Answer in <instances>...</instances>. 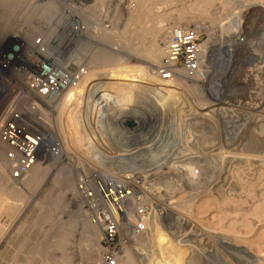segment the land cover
<instances>
[{
  "label": "rangeland",
  "instance_id": "rangeland-1",
  "mask_svg": "<svg viewBox=\"0 0 264 264\" xmlns=\"http://www.w3.org/2000/svg\"><path fill=\"white\" fill-rule=\"evenodd\" d=\"M42 1L46 3V0ZM52 1L58 2L57 7L59 6L60 15L58 19L50 24V27L55 30L50 39H54L57 42L61 41L65 47H70L68 52H71V55L62 58V55L59 56L57 53L60 50L55 48V46L50 49L51 51H49V53L54 56V59H58L59 62L72 72L79 69L83 70L85 67L83 63L77 64L73 61L70 62L72 59L71 56L74 53L73 46L75 45L73 44L74 41L69 43L68 40L77 34V30L82 31L84 28L87 30L92 28L91 31H93V28L100 27L106 31H116L115 33H119V39L117 37L115 41L119 42V44H130L132 40L136 39L135 37H137L142 27L151 28L154 24V21L151 19L152 17H150L152 14L145 10L154 8L155 5L153 0H145V5L134 1L132 2V0H103L98 5L100 10L96 13L90 10L91 7L96 6L94 0ZM227 1L229 3L227 8L223 10V7L221 8L220 4H218L219 2L216 4L214 3V5L209 8L208 14L211 12L210 16H213L212 19L215 21L217 19L222 24L234 18L235 22H237L234 30L225 34L226 36H223L220 26L216 23L213 26L207 25L206 29H198L199 31L202 30L199 32L201 34L200 45L207 42H213L214 44L218 42V44H216L217 46H219V44L223 46L217 47L220 50L213 51L211 57L209 53L206 52V56L208 57L209 55L208 59H210L209 61L206 60L208 63H206L207 71L211 70L214 63L223 65V63L231 59L227 72H221V70L218 71V69H216L218 72L215 73L216 76L218 75L225 82L228 81L226 82L227 85L224 81L221 83H213L211 89H208L211 94L207 90L203 91L201 102L197 104L194 102L195 100L192 98L189 90L180 88L178 89L177 99H175L173 103L174 106L176 104L178 108L179 104L183 105L185 102L187 110H189L190 107L193 110H199L200 107L204 109L208 106H210V108L200 115V119L191 121L187 119L192 117L185 116V114H193V112L188 111L184 114L183 110L185 111L186 109L179 106L178 109L174 107L170 109L167 107L168 109H165V113L161 114L160 112V115L159 112L156 116L152 117L144 115L145 120L143 121L144 123L141 124L132 120H123L120 122L118 119H107L106 122L103 120L101 122L98 121L97 117L92 123L91 120H88L89 117L86 118L88 116L86 112H89L91 107L88 105V99L86 97V99L83 98L81 104L78 106L80 107L78 110L79 113H81V123L86 125L87 130L92 133L90 134V138L85 140L86 148H82V143L79 141V144L75 147L71 144L68 136L69 121L66 123L65 133L62 134L65 142L62 143L60 141L65 147V154L63 158L59 160L60 164L58 167L51 171L50 176L39 188L28 190L24 182H13L10 179V173L7 172V177H9L12 182L11 186H16L17 188H15L23 193L27 199L25 198L26 202L24 201V203H21L22 205L20 204V206H17L18 208H16L14 215L13 210H10L13 211L12 213L8 210V208L10 209L12 207L13 202L11 200L7 202L5 207L8 211L6 210L5 212V209H3V211L0 212V224H4L2 225L4 227L1 229L0 233V264L64 263H62L61 260L63 253H61L60 249L57 250L58 247H56V245L58 246L63 240V232H61V229L64 225L71 224L81 219L79 218L77 207H80L81 212L85 215L88 216V213L85 209V203L80 197L79 200H75L72 195H67L65 199H63V207L59 205L58 197L61 187L57 183V175L58 170L64 166L73 168L82 167L83 171L79 169V175L81 173L90 174L89 172L93 170L85 163L86 161H84L85 159L83 158L87 155L84 156L82 153L83 150H81L87 149V146L94 149L92 158L100 162L101 173L99 174L103 176L117 174L126 177L129 174H143L155 176V178L151 180H155L156 182L159 181V183L162 182L157 191H147V194L143 195L146 199L151 196L152 201L158 206V209L155 210L156 212L147 217V223H145L144 226H146L147 231L149 227L152 228L153 226L155 229H151L150 231L152 232L156 231L157 226L159 233L161 232L160 234L163 236V240L167 244L173 245V248H176L175 252L169 253V255L174 254V256L171 257V260H166V262L187 264L189 260V254H186L187 246L193 245L198 249L194 252L191 260L192 264H244V262H241L242 260L239 256H236V253L234 254V252L232 250L230 251L225 245L226 242H228L227 240L230 239L229 241L234 242L235 238L232 235H227V233L222 232L221 228H219L220 225H218V223L220 222L218 218L225 217L224 214L219 216L217 210H215L204 215V222H207L213 217L216 224L211 226V231L209 228L208 230H203V233H201L202 231L199 232V235L202 236L194 241L191 237L186 236L188 230L179 225L170 224L163 213V208L166 206L168 207L171 202L178 199V196L172 200L169 198L166 189L170 190V185L164 184L165 182L171 178L176 181V185L182 187L183 192H181V196L184 198L187 196L186 194H188V192H191L187 189L183 181L186 175H180L176 171V164L179 162H183L184 167H186L185 163H191L194 172L196 170V173H199L196 179L198 182L200 181L201 184H209L212 185V187L214 185L213 199H216L217 202L214 200L216 204L220 202L219 200L222 195H225V197L229 196L233 198L234 201L242 200L246 205L255 201L260 202L264 197V164H261L264 163L262 162L264 160V36H260L261 33L259 32L261 25L264 24V19L261 17L256 18L257 29H255V31L249 29L250 23L247 22H244V24L241 23L239 26V17L241 11L246 6V2L245 0ZM11 3H13V1L0 0V23L15 18L16 14L14 10L9 8ZM129 8L136 11L133 16L134 18L132 17L134 21L129 17ZM16 10H18V15L20 16L22 14L21 9L16 8ZM69 15L72 16L70 17ZM137 15L139 17H137ZM135 16L138 21L135 20ZM202 19L205 22L207 21L206 23H210V19L206 17L199 18L198 21L202 23ZM200 22L197 24L199 25ZM12 23L13 22H11V24ZM181 26L186 27L185 25ZM195 26L197 25H192L190 28L195 29ZM17 28L19 30L20 27L18 26ZM47 28L49 27L44 26V33L47 32ZM11 30L12 28H10V26L9 28L5 27L3 30L0 29V46L6 43L16 42L27 51L35 50V48L32 47L31 41L41 36L38 34L33 35L34 37H32L29 42L25 32L21 33L20 31L21 34H14ZM123 31H125V33H123ZM239 31L241 32L240 34ZM9 33H11L10 37L7 38L6 35ZM219 34L221 35V39L218 38L220 36ZM95 42L97 43L98 41ZM222 65H219V67H223ZM155 67L156 66H150L142 62L139 58H132L126 65L125 74L128 76L150 75L153 71H156ZM193 84L192 81L188 80L189 86H193ZM133 85L135 86L136 84ZM180 92H182V94ZM73 95L74 94H69L65 98L71 99ZM100 95L101 94H98V96ZM148 98V101H141L139 98H135L133 101L127 103L126 106L132 108L135 105L134 109L136 110L138 105L139 111H144V109L145 111L149 109L157 110V108H160V105L156 103L154 98L151 96H148ZM24 100L25 99L20 101L19 108H26L28 110L30 107L29 100ZM31 103L33 104V102ZM35 103L30 107L32 110V106L40 104L37 101ZM191 103L192 105H190ZM94 106H96V104ZM37 109L39 110V107L37 108L36 106L33 111L37 113ZM38 113V117L43 119L45 115H42L41 112ZM35 114L32 113L33 116H35ZM51 118L52 116L48 115L46 121H49ZM183 118L185 122H180ZM82 119L84 120L83 122ZM88 124H90L91 127L90 125L88 126ZM162 143L168 144L166 150L159 155H152L155 151L154 149L159 147ZM148 155H152L154 158H151L152 160L150 159L149 161L147 159ZM131 157H134V159L132 160ZM258 171L260 173H258ZM145 172L148 173L146 174ZM222 172L226 173V176L228 174L229 177L227 176L226 183L216 184ZM235 172H238L237 174H241V176L245 177L248 182H250L246 189L237 186V181H235L237 174H235ZM255 177H258V179ZM247 190L253 191V198H245V191ZM132 192L135 193L134 191ZM64 205L66 206L65 208ZM132 205H134V203ZM132 205L129 206L132 207ZM182 206L184 207V203ZM241 214L240 211H233L232 213L230 212V217L233 216L237 218L238 231L241 234H245L246 231L244 232L241 223ZM206 216H208L207 219H205ZM155 218L156 220L154 223ZM74 227L75 228L71 230L68 245V252L71 258L70 264H102L103 251L100 245L101 239L98 244L99 251H92L91 254L87 256L81 249L80 241L84 239V236L90 237L91 235H85L80 225L75 224ZM214 227L216 228L214 229ZM198 230L202 229L199 228ZM143 231H139V234L137 233L135 236H132L129 242L123 246V256L127 249L132 252L135 251L138 247L135 244L137 243L136 239L138 240L140 233ZM258 234H260V236ZM251 235L250 237L249 235L247 236L251 241L250 246L242 245L239 249L249 247L253 251L256 250L259 253L263 252L264 255V247L262 245L264 228L260 229L257 234ZM128 236L130 237L131 235ZM188 238L191 240L190 244L186 243ZM200 239L202 240L201 242Z\"/></svg>",
  "mask_w": 264,
  "mask_h": 264
},
{
  "label": "bare ground",
  "instance_id": "bare-ground-1",
  "mask_svg": "<svg viewBox=\"0 0 264 264\" xmlns=\"http://www.w3.org/2000/svg\"><path fill=\"white\" fill-rule=\"evenodd\" d=\"M10 1H13V3L9 5V8L14 10L16 16L11 20H7V21L5 20L4 22H1L0 29L3 30L5 29V27L9 28L10 26V28H12L11 32L14 34L16 33L21 34L25 32V34H27L28 36L27 39L29 40V42L32 39V37H34L33 35L38 34L41 37L34 38L31 41L32 47L35 48L34 51L38 50V52H40L46 59L51 60L57 65L60 64L62 68L66 70V66L63 65L61 62H59L58 59H54V56H52L49 53V51H51L50 49L55 46V48H58V50H60L57 53L59 54V56L62 55V58L71 55V52L70 53L68 52L70 50V47L69 48L68 46L65 47V45L61 41L57 42L54 39H50L55 31L54 29H52V27H50V24L53 23L56 19H58L60 15L58 8L59 6L57 7L58 2L52 0H46V1L44 0L46 3H44L42 0H10ZM94 1L96 3V6L91 7L90 10L93 13H96L100 10L98 8L99 7L98 5L103 0H94ZM133 1L145 5V0H132V2ZM153 1L155 5L154 8L145 9L152 14V16L150 17H152L151 19L154 21L153 22L151 20L154 23L153 26L151 28L147 27L148 29L145 27L143 28L141 26L143 29L141 28L137 37H135L136 39L134 38L135 40H132V43L130 44L127 43H126L127 45L123 43H122L123 45L119 44V42L115 41V39L119 36V33H115L116 31L111 32V30L110 31L108 30L109 31L108 32L100 27L93 28L94 32L91 31L92 28L89 30L84 28V30L82 31L80 30L76 31L77 34H75L73 38L68 40L69 43L71 41H74L73 44L75 45L73 46L74 53L72 54L73 57L71 56L72 59L70 60V62L73 61L77 64L83 63L85 67L83 68V70L82 69L75 70L73 85L61 96V98L57 99L56 101L50 104L37 100V102L40 103L36 105L37 108L39 107V110L37 109V113L30 108L31 105H33L36 102V100H33L29 94L22 92L20 101H23V99L27 101L29 100L30 107L28 108V112H29L28 117L30 118L31 121H33V124L36 128L42 129L46 134H48L49 137L53 136L56 139H58V141H61L63 143L65 142V139L62 134L65 133L66 123L70 121L69 124L70 126L68 128V136L71 144L73 145V147H75L79 144V142H81L82 143L81 147L86 148L85 140L89 139L91 136L90 134L92 133L87 130L86 125L81 123V116H80L81 113H79L78 110L80 108L78 106L79 104H81V100L85 97L88 99L89 107H91L90 111L86 112L88 115L86 118L89 117L88 120L89 121L91 120L92 123L93 120L95 121L97 117L98 121L101 122L102 120L106 122L107 119L109 120L118 119V121L120 122H122L123 120L125 121L132 120L141 124L144 123L143 122L145 120L144 115H148L152 117V116H156L158 112L159 115L160 112L161 114L165 113V109L167 107H169L170 109L173 107L177 108L176 107L177 105L175 104L174 106L173 103L174 100L177 99L176 97L178 96V89L186 88L187 90H189L192 98H194L195 100L194 102H196L197 104L198 102H201V99L203 97V91L205 90L209 91L213 83H217V82L221 83L222 81H224L218 75L216 76L215 73L218 72L219 70H221V72L223 71L227 72L229 69V64L231 63L230 61L231 59L228 62L223 63V65L214 63L211 67V70L207 71L208 63L206 62V60L208 61L210 60L208 59L209 55L211 57L213 51L220 50L217 47L219 46L223 47L220 44L219 46H217L216 44H218V42L216 44H214L213 42L211 43L207 42V43H203L200 46L199 58H200L201 66L199 73L189 74L184 71H175L174 77L172 79L162 78L161 76L157 75V71H153V73L150 75L146 74V75H138V76L137 75L128 76L125 74L126 65L129 63V61L132 58H139L142 62H145L150 66H156L155 67L156 70L161 68L164 57L166 56V43H167L168 35L170 31L175 27H182L181 25H185L186 26L185 28H190V26L192 25H197L195 26L196 27L195 29L198 32H201L202 30L199 31L198 29H206L207 25L213 26L216 23L217 25L220 26L222 35L226 36L225 34L234 30L237 25V22H235L234 18L233 19L231 18L228 20V22L222 24L217 19L216 21L212 19L213 16L212 17L210 16L211 12L208 14L210 10L209 8L212 7L214 3L216 4L219 2L218 4H220L221 8L223 7V10L224 8H227L229 6L227 0H153ZM245 2H246V6L241 11L239 17V21H238L239 26L241 23L244 24V22L245 23L247 22L250 23L249 29L255 31V29H257L256 18L261 17L264 19V0H245ZM16 8L21 9L22 14L20 16L18 15L19 12L18 10H16ZM135 12L136 11L133 10L132 8L128 9V13L130 15L129 17L131 20H133L132 17L134 16ZM69 16L71 17L72 15ZM137 17L139 16L137 15ZM137 17L135 20L138 21ZM202 17L209 18L210 23H206L207 21L205 22L203 21V19L201 20L203 21L202 23L198 21V19ZM11 22L13 23L11 24ZM198 22H200L199 25L197 24ZM18 26L20 27L19 30L17 28ZM44 26L49 27L47 28L48 30L46 33H44V29H43ZM262 31H264V24H262L261 28L259 29V32L261 33L260 36H264V32ZM123 33H125V31H123ZM240 33L241 32L239 31V34ZM10 34L11 33L6 35L7 38L10 37ZM220 37L221 35L218 38L221 39ZM37 40L39 41L37 42ZM95 41L98 42L96 43ZM1 47L2 46H0V48ZM206 52L209 53L208 57L206 56ZM219 65H222L223 67L221 66L219 67ZM216 69H218V71H216ZM188 80L194 83L193 86L188 85ZM226 82L224 81V83L227 85ZM133 84L136 85L134 86ZM136 91H139L140 93ZM180 93L182 94V92ZM69 94H74V95L71 99H66L65 97L68 96ZM98 94L101 95L98 96ZM148 96L154 98L156 103L160 105V108H157V110H152L148 108L150 111L149 110L145 111V109L144 111L143 110L139 111L138 105L136 110L134 109L135 105L132 108L130 107L128 108L126 106L127 103L133 101V99L135 98H139L141 101H145V100L148 101L149 100ZM31 102H33V104ZM95 104L96 106H94ZM185 104H186L185 102L183 103V105L179 104L178 108L179 106H181L186 109ZM190 105H192V103ZM36 106H32L33 109H35ZM209 108L210 106L204 109H201L200 107V109L198 108L199 110H195V109L193 110L190 107L189 110L186 109L187 111L183 110V112L184 114L187 113L188 111L193 112V114L191 113L187 115L185 114V116L192 117L187 119L188 121H191V120L200 119L201 118L200 115ZM38 112H41L42 115H45L43 119L38 117L39 114ZM138 112H139V116H138ZM32 113L33 114L36 113L35 116H33ZM48 115L52 116V118L49 121H46ZM5 118L6 115L0 118V128ZM184 120L185 119L183 118V120H180V122H185ZM83 121L84 120L82 119V122ZM89 125L90 124H88V126ZM167 145H168L167 143L166 144L162 143L159 147L154 149L155 151L152 153V155L161 154V152L166 150ZM81 150H83L82 153L84 156L87 155L86 157L83 158L85 159L84 161H86L85 163L93 171H96V172L90 171L89 172L90 174H86V175H91L92 178H96V177L103 178L104 176L99 174L101 173L100 162L92 158L94 149L89 148L87 146V149H81ZM62 151L65 154L64 146L62 148ZM152 155L147 156V159L149 161L151 158H154V156ZM131 158L132 160L134 159V157ZM59 160L60 159L56 157L55 158L46 157L44 162L39 163L31 172H29L22 181L24 182L28 190L29 189L35 190L39 188L50 176L51 171L58 167V165L60 164ZM262 162H264V160ZM179 163H181L182 165L184 164L183 162H179ZM185 166L186 167L183 166L185 169V174L183 176L185 175L186 176L184 177L183 181L185 182L187 189L191 191L188 192V194H186L187 196L185 198L181 196V192H183L182 187L176 185V181H174L172 178L165 183L163 182L164 184L170 185V190L166 189V191L171 200L178 196L177 200L175 199L173 202H171V204L169 203L170 205L168 204L169 206L168 207L166 206L167 208L166 207L163 208V213L167 221H169L170 224L184 227L186 230H188L186 236L191 237V239H194L195 241V239H198L199 237L202 236L199 235V232L202 231L201 233H203V230H208L209 228H210L209 230L211 231L212 230L211 226L216 224L214 222L213 217H211V219L208 220L207 222H204L205 220L203 216L217 210L219 216L221 214L225 215V217L223 218L218 216L219 217L218 220L220 222L218 223V225H220L219 228H221L222 232L227 233V235L228 234L232 235L235 238L234 242L229 241L230 239L229 240L226 239L228 241L225 244L226 247H228L230 251L232 250L234 254L236 253V256H239V258L242 260L241 262H244V264H264L263 252L259 253L256 250L253 251L249 247L244 249H239L242 245L250 246L251 241L250 239H248L247 237L248 235L250 237L252 236L251 234H255V233L257 234L260 229L264 228V197L262 200H260V202L255 201L252 202L251 204L246 205V203H244L242 200L237 199L238 201H234L233 198L229 196L225 197V195L222 196L220 195L221 196L219 200L220 202L216 204L214 202V200L216 201V199H213L214 185L212 187V185L209 184H201V182L200 181L198 182L196 179L199 173L196 174V170L194 172L191 163L189 162L185 163ZM79 169L82 170V167L73 168V167L64 166L58 170L57 183L61 187V191L58 197V202L59 205L62 207H63L62 203L64 202L63 199H65L67 195H72L75 200H79V195L77 194V190H76V183L80 178L79 176L81 175L78 174ZM7 172L10 173V165L8 164L6 159L5 148L0 143V212H2L3 209H5L7 202L11 200L13 202L12 207L10 209L8 207L7 208L11 213L14 211L13 212L14 215L16 208H18L17 206H20V204L24 203V201L26 202L27 198L26 196L23 195V193L19 192L18 189H16L17 188L16 186L14 185L11 186L12 184V182L10 181L11 178L9 179V177H7ZM237 173L235 172V174ZM258 173L260 172L258 171ZM225 176L226 173L222 172L219 175V181H217L216 184L226 183L228 174L226 177ZM235 178L238 187L242 189H246L249 186L250 182H248V180L245 177L241 176V174H237ZM256 179H258V177ZM161 183L162 182L159 183V181L157 182L155 181V183L151 184L152 187L149 188L148 190H144L145 185L143 187L132 186L131 188L132 191H134L138 195L139 194L146 195L147 191H157ZM144 191H146V193ZM253 196H254L253 191L251 190L245 191V198L249 199V198H253ZM131 200H133V198H131ZM183 203H184V207L182 206ZM132 204H133L132 201L128 203V205H132ZM65 207L66 206L64 205V208ZM6 210L7 209H5V212ZM233 211L234 212L240 211L242 213L241 223L244 228V232L246 231L245 234L239 233L237 218L233 216L230 217V212L232 213ZM77 212L79 214V218L81 219L79 221H74L71 224H67L62 227L61 232H63L62 235L63 240L61 243L58 244V246L56 245V247H58V249L57 248L56 249L57 250L60 249L61 253H63V256L61 257L62 263L64 262L63 264L71 263V258L68 252L69 251L68 245L70 241L71 230L75 228L74 227L75 224L82 226V231L85 233V235L86 234L91 235L90 237L84 236V239L80 241V246L84 254L89 256L92 251L95 250L99 251L98 244L102 235L100 229L92 224L89 216L81 212L80 207H77ZM207 217L208 216H206L205 219H207ZM155 220L156 218L154 219V223ZM2 225L0 224V233H1V229L4 227ZM199 228L202 230H198ZM215 228L216 227H214V229ZM151 229L154 230L155 228H153L152 226V228L149 227L147 232L143 231L140 233L138 240L136 239L137 243H135L138 247L135 249L134 252L129 251L127 249L124 253V256L122 255L123 258L119 260V264H179L178 262L177 263L166 262V260L168 259L171 260V257L174 256V254L169 255V253L173 251L175 252L176 248H173V245L167 244L163 240V236L160 234L161 232L159 233L157 226H156V231L152 232L150 231ZM258 235L260 236V234ZM201 241L202 240L200 239V242ZM190 242L191 240L190 238H188V241H186V243L190 244ZM262 245L264 247V239L262 241ZM197 249L198 248H195L193 245L187 246L186 254L187 255L189 254L188 255L189 260L187 264H192L191 260L194 255V252Z\"/></svg>",
  "mask_w": 264,
  "mask_h": 264
},
{
  "label": "built area",
  "instance_id": "built-area-1",
  "mask_svg": "<svg viewBox=\"0 0 264 264\" xmlns=\"http://www.w3.org/2000/svg\"><path fill=\"white\" fill-rule=\"evenodd\" d=\"M200 38L201 34L194 28H173L168 35L163 64L156 70L157 75L172 79L175 71L199 73ZM74 77V72L46 59L38 50L27 51L16 42L6 43L0 48V118L6 115L0 128V143L5 148L14 182H22L46 157L61 160L64 155L62 143L36 128L28 117V110L19 108L22 92L33 100L50 104L73 85ZM176 171L180 175L185 174L181 163L176 164ZM105 176L92 178L81 173L77 194L84 201L92 224L102 233L103 264H119L123 246L139 231H147L144 226L147 217L158 209L149 194L150 198L146 199L142 194L133 193L131 187L145 185L144 190H148L155 182L151 180L155 176ZM131 201L134 203L132 207L128 205Z\"/></svg>",
  "mask_w": 264,
  "mask_h": 264
}]
</instances>
